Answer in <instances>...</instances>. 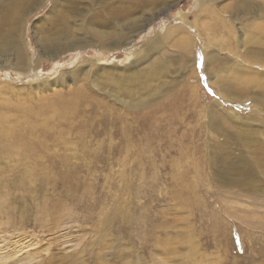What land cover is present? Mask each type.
Masks as SVG:
<instances>
[{
    "label": "rangeland",
    "instance_id": "rangeland-1",
    "mask_svg": "<svg viewBox=\"0 0 264 264\" xmlns=\"http://www.w3.org/2000/svg\"><path fill=\"white\" fill-rule=\"evenodd\" d=\"M52 2L24 19V65L0 54V125L21 148L0 157L18 210L0 214V264H264V198L206 162L243 123L264 124V0H176L143 25L137 8L133 36L116 23L103 46L40 57ZM147 62L158 66L150 90L122 85ZM235 74L260 85H230Z\"/></svg>",
    "mask_w": 264,
    "mask_h": 264
},
{
    "label": "bare ground",
    "instance_id": "bare-ground-1",
    "mask_svg": "<svg viewBox=\"0 0 264 264\" xmlns=\"http://www.w3.org/2000/svg\"><path fill=\"white\" fill-rule=\"evenodd\" d=\"M41 2L42 0H17L15 6H13L14 8L12 7L11 13L10 11L5 12L4 10L7 5L0 6L1 55L8 51H14L13 57L16 59V61L20 62V64L24 65L26 56L22 50V45L20 42L22 39V24L24 23V19H26L27 16L41 7L43 4ZM175 2L176 0H53L51 7L45 14V18L47 20L46 22H48V24H46L44 27L50 31L52 30V33L37 36L39 43H41L43 47V49H41L42 53L40 54V57H43V53H47L49 56H55L58 53H62L63 51L70 49H78L90 45H97L99 47L103 46V42H105L106 38L112 37L114 35H121L120 30H115V27L118 26L116 23L121 24V22H126L125 26H123L125 27L124 31L127 33L134 32L131 35L133 36L135 31H137L135 29H139V27H137L139 25L135 26L136 24L134 22V20L139 19L138 15H135V13L139 11L137 8H141L142 13L145 16L142 20H140L141 24L143 25L149 21L151 22L154 18L166 12V10L173 6ZM261 4L262 2L260 5ZM230 6H224V10L228 9ZM261 8L264 9V5H262ZM8 13H10V15ZM5 26H9V28L6 29ZM38 26L39 24L35 25L36 33H39ZM50 26L51 28H49ZM257 28L260 29L259 31L262 33V35H264V23L263 25L258 24ZM168 30L171 32H167V34H176L177 32L183 33L184 31V29L181 27H168ZM166 36L167 35L163 36V38H159L158 36L150 38L146 43V53H148V51L150 52L154 50L159 46V44L163 43V40L166 39ZM213 39L214 37H209L208 41L212 43L214 41ZM192 43L193 40L188 38V42L185 43L187 44V47H185L184 51L181 52L183 53L181 59L188 60L189 66L193 65V58L190 54H188V48H190ZM258 43L263 49L261 51L263 53L261 58H264V41H259ZM182 47H184L183 44ZM133 53L137 55L140 53V51L133 50ZM11 54H9V56ZM207 54L209 53H206L205 56L209 62L213 57L211 56L212 54H209V56ZM9 59L10 57L3 59L2 63L10 61ZM221 63L217 62V65H222ZM157 68V64L154 62H149L147 66H145L140 71L138 70L137 72H133L132 74L128 75V78L126 77L127 79L124 80L122 85L126 86L128 83L133 84L140 81L142 82L143 90L149 89L154 84L155 77L157 76L155 75ZM160 74H162V72H160ZM243 75L235 74L233 76L235 82L230 81V85L235 84L239 88L245 89L247 87L246 85L242 86L241 83L237 82L249 83V81H258L255 79L258 78L255 74H253L255 77L252 76L251 78L245 77ZM122 85L121 87H123ZM250 85L259 86L260 84L258 82H252ZM150 101L151 99L149 101L146 100L145 102L140 101L135 106L138 108L148 107L150 105ZM262 106H264V103ZM210 119L211 121L216 120L214 115ZM243 124H240V126L243 127H240L238 131L227 134V138L223 143L213 147L215 152L210 155L206 162L215 169L216 175H218L221 179L226 182L238 183L245 190L253 192L252 194L260 195L263 200L264 124H257L258 126L250 125V123ZM12 125L13 128H15V125ZM12 133L13 129L11 128V124H7L5 129H2L0 125V135L2 137H0V157H2L4 161L6 160V162H8L11 158H14V155L12 154L15 153L16 148H18V151L21 149H19V146L14 145L16 143H7L4 141V139L7 140L12 135ZM6 153L7 156L4 157ZM0 172H4V168L1 166ZM0 189V214H4L6 210H10V213L11 211H18L13 210L17 207L16 205L5 202V200L7 201V192L5 190L7 188L0 185ZM228 193L232 196L238 194L237 191L231 190H229ZM15 215H17V213ZM19 219L17 220L19 221ZM2 225H4V223H2ZM188 238H190V235ZM190 245H192V242H190Z\"/></svg>",
    "mask_w": 264,
    "mask_h": 264
}]
</instances>
